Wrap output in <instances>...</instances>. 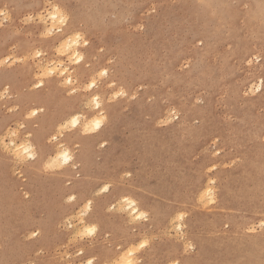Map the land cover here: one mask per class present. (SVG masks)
Returning a JSON list of instances; mask_svg holds the SVG:
<instances>
[{
	"label": "rangeland",
	"instance_id": "rangeland-1",
	"mask_svg": "<svg viewBox=\"0 0 264 264\" xmlns=\"http://www.w3.org/2000/svg\"><path fill=\"white\" fill-rule=\"evenodd\" d=\"M0 12V264H111L126 250L137 264H264V0ZM77 33L81 60L60 48ZM95 114L107 120L82 132ZM63 146L72 159L49 162Z\"/></svg>",
	"mask_w": 264,
	"mask_h": 264
},
{
	"label": "bare ground",
	"instance_id": "bare-ground-1",
	"mask_svg": "<svg viewBox=\"0 0 264 264\" xmlns=\"http://www.w3.org/2000/svg\"><path fill=\"white\" fill-rule=\"evenodd\" d=\"M56 13H50L49 14V16H51V18L53 17V16H55L56 17V15H55ZM60 30H62L61 28H60ZM74 33V32H73ZM60 36L61 37H64L65 39V41L63 40V42H61V47L60 48H62V52L64 51V52H66V53H68V52H70L71 51V54H69V56L71 55V56H75V58L77 59V60H81V56L79 55V51H78V44H79V40H77V37L79 36L78 35V33L75 35V37H70L69 35H64V34H60ZM69 39H71V40H69ZM61 51V50H60ZM63 52V53H64ZM71 58V57H70ZM75 60V59H74ZM73 60V61H74ZM52 65V64H51ZM62 63L60 62L59 63V66H61L62 67ZM56 68H59V67H54V68H51L52 69V71L54 72V73H56ZM57 70H59V69H57ZM66 74V81L68 82V81H71V83H72V76L70 75V74H68L67 75V72H66V68L65 67H63V68H61V71H59V72H57V74ZM60 74V75H61ZM94 82V81H93ZM92 82V83H93ZM69 83V82H68ZM91 83V84H92ZM87 99V98H86ZM93 101H94V104H95V106L97 105V104H99L100 106H101V101H100V98H99V95L98 94H95V96H94V98H93ZM96 108H97V106H96ZM101 110V109H100ZM82 117H84V116H82ZM76 120V123L75 124H72L71 122H72V120ZM97 119H101V117L99 116V115H97V114H95V115H93V116H91V117H89V118H87V119H85V121L81 124V120H80V116L79 115H75V116H73V117H71V118H65L64 120H63V122H61V123H59V124H57V125H55V127H54V130L56 129V130H62V129H64V127L65 126H67V124L70 122L74 127H79L80 126V124H81V131L82 132H85V133H87V134H89V132L91 133V131H93V127H94V122H95V120H97ZM102 124H103V120H102ZM19 145V144H18ZM17 147V146H16ZM16 147H14L15 149H16ZM18 147H20V146H18ZM15 152H16V150H15ZM22 152L23 153H29V155L31 156V157H34V153H33V151H32V148H31V146L30 145H23V146H21V148H18V151L16 152V154H17V156L18 155H21L22 154ZM28 155V154H27ZM22 156V155H21ZM19 157V156H18ZM24 156H22V158H23ZM18 159V158H17ZM21 159V158H20ZM58 159H62L63 161H70L71 159H72V155H71V153H70V151L65 147V146H63V147H61V149L54 155V156H52L51 157V159L49 160V162H51L52 164H55V165H57V163L56 162H58ZM61 161V160H60ZM51 163H49L50 165H52ZM206 186V185H205ZM207 187V186H206ZM205 187V188H206ZM209 188H210V186H208ZM207 187V188H208ZM208 188V189H209ZM210 190V189H209ZM208 190V191H209ZM206 192V191H205ZM202 193V192H201ZM203 194H204V192H203ZM206 194V193H205ZM209 194V193H208ZM213 194V193H212ZM207 195V194H206ZM210 195H211V193H210ZM200 196H202L201 194H200ZM202 198V197H201ZM124 201V204L127 206H134L135 205V207L133 208V210H132V213L133 214H135V213H137L138 211H139V209H138V206H137V204L135 203V201L133 200V199H130V198H124L123 199ZM210 201V200H209ZM212 201V200H211ZM126 202V203H125ZM205 202V201H204ZM121 205H122V202L120 203ZM120 205V207L123 209V206H121ZM125 206V207H126ZM203 206H204V204H203ZM89 207V203H87V208ZM119 207V208H120ZM120 208V209H121ZM119 209V210H120ZM125 210V209H124ZM177 213V212H176ZM178 215H179V213H178ZM181 215V214H180ZM175 217H176V215H175ZM177 218V217H176ZM179 218V217H178ZM178 218H177V223H178ZM180 225V224H179ZM133 253V251L132 250H129V251H123V252H120V254H118L116 257H115V260L111 263V264H126V261L127 260H131L132 262H133V264H137L136 262V260H135V258H130V255H129V253ZM132 255V254H131Z\"/></svg>",
	"mask_w": 264,
	"mask_h": 264
},
{
	"label": "snow or ice",
	"instance_id": "snow-or-ice-1",
	"mask_svg": "<svg viewBox=\"0 0 264 264\" xmlns=\"http://www.w3.org/2000/svg\"><path fill=\"white\" fill-rule=\"evenodd\" d=\"M4 15H5L4 12H0V16H4ZM79 39H80V37L78 36V37H77V40H79ZM37 55H39V53H37ZM101 75H107V73H101ZM68 82L71 83V81H68ZM40 86H41V85H37V87H40ZM89 87H95V82H93L92 84H90ZM116 95H117V96H122V95H124V93H123V92H118ZM96 106L99 107V104H97ZM35 114H36V113L34 112L33 115H35ZM71 123H72V124H75V123H76V120H75V119L72 120ZM100 125H101V121H99V120L95 121V127L99 128ZM103 191H108V188L105 187V188L103 189ZM70 199L74 200V199H75V196L70 197ZM90 204H91V202H89V206H90ZM181 219H183V217H181ZM94 231H95V229H89V233L94 232ZM35 235H37V233L34 232V233H33V236H35ZM145 246H146L145 244H141V245H140L141 248H143V247H145ZM129 255H131V253H129ZM89 264H92V262L89 261ZM126 264H133V262H132L131 260H127V261H126Z\"/></svg>",
	"mask_w": 264,
	"mask_h": 264
},
{
	"label": "clouds",
	"instance_id": "clouds-1",
	"mask_svg": "<svg viewBox=\"0 0 264 264\" xmlns=\"http://www.w3.org/2000/svg\"><path fill=\"white\" fill-rule=\"evenodd\" d=\"M4 14H5V13H4ZM52 18L55 19L56 17L53 16ZM85 46H87V42H85ZM102 73H107V70L103 71ZM107 74H108V73H107ZM102 76H106V75H102ZM99 107H100V105H99ZM99 107H97V108H99ZM97 120L101 121V125H100L99 128H97V127H95V122H94L93 130H99V129L101 128V126H102V120H103V121H106V120H107V117H106V116H103V114H102V115H101V119H97ZM97 120H95V121H97ZM101 147H103V145H101Z\"/></svg>",
	"mask_w": 264,
	"mask_h": 264
}]
</instances>
